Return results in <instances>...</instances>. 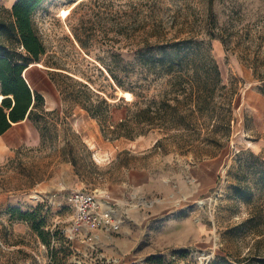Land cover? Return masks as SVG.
I'll list each match as a JSON object with an SVG mask.
<instances>
[{"label":"rangeland","instance_id":"obj_1","mask_svg":"<svg viewBox=\"0 0 264 264\" xmlns=\"http://www.w3.org/2000/svg\"><path fill=\"white\" fill-rule=\"evenodd\" d=\"M15 1L0 0V21H11ZM33 23L46 48L43 66L33 67L42 68L41 85L33 84L34 71L26 77L51 114L39 145L13 148L0 161V264H50L53 255L61 264H264V234L246 222L251 199L260 197L264 214V185L256 181L264 166L252 159L264 151L257 75L264 76V0H44ZM153 26L176 43L173 72L184 80L162 74L161 51L152 60L146 49L129 50L144 45ZM195 37L209 41L227 89L200 109L186 99L185 126L126 137L117 121L136 101L146 108L167 91L188 93L196 69L204 77L208 52L192 49ZM0 40L26 54L9 32L1 30ZM226 109L229 125L221 120ZM240 152L248 160L246 197L234 187ZM77 190L107 196L120 229L75 227L67 199ZM39 206L46 230L61 229L66 242L47 247L7 212ZM262 224L264 233V217Z\"/></svg>","mask_w":264,"mask_h":264},{"label":"trees","instance_id":"obj_2","mask_svg":"<svg viewBox=\"0 0 264 264\" xmlns=\"http://www.w3.org/2000/svg\"><path fill=\"white\" fill-rule=\"evenodd\" d=\"M43 1L17 0L9 12L11 21H0V31L3 30L11 34V44H18L26 51V54H18L16 51H12L6 42L0 40V95L4 96L0 103V135L6 133L13 124L28 118L40 131L41 137H43L47 123L46 118L51 114V111L46 106L43 94L33 90L27 83V77L23 75L31 63H40L42 56L46 53L45 45L41 41L33 23V14ZM161 37L157 32V27L153 26L149 32V37L144 40V45L135 44L129 50L136 55H142L143 49H146V52L152 54V60L155 59V54L153 53L161 51V61L164 62L162 74L170 76L171 79L174 77L178 78L180 82L184 80V77L181 75L175 76L176 72H173L175 59L173 58V54L169 52L178 47L176 43L165 38L163 40ZM207 41L206 38L195 37L192 48L196 51L206 46L208 53L205 55L206 59L202 68L204 77L201 76L200 70L196 69L191 75L192 82L188 93L185 94V88H180L178 92L175 90L174 95H169L167 91L160 103L152 101L146 108L139 107L140 100L136 101L134 104L135 109H127L125 117L117 121V126L125 129L126 137L135 139L154 128L165 130L185 126V115L182 113L181 106L186 99H192L197 108L200 109L202 101L205 104L208 100L214 98L217 90L227 89L226 84H222L219 65L210 54L209 41ZM109 71L113 79L118 81L116 74L112 73V70ZM257 75L259 81L262 82L261 92L264 95V76L260 72ZM136 95L137 97L140 96ZM120 107L116 106L114 108L119 109ZM97 115V112H93V116ZM231 119V110L226 109L225 113L223 112L221 115V120H224L229 125ZM41 121L45 122L44 126L41 124ZM158 142L161 145L160 140ZM252 159L258 166H264V151L252 156ZM247 162L248 160L244 153L240 152L235 161L237 171L233 175L235 176V181H237L234 187L238 189L242 197H246L247 195L246 187L242 182L248 167ZM256 174H258L256 181L264 185V168L256 170ZM259 199L260 197L250 200L254 212L246 222L253 227L259 236H262L264 234L261 230L264 214ZM7 212L12 221L17 220L30 224L33 231L38 234L42 243L47 247L53 246V243L66 242L67 240L59 228L52 232L46 230L47 219L43 215V208L41 206L28 211H23L19 207H9ZM52 258L55 261L50 264H61L57 258H54V255Z\"/></svg>","mask_w":264,"mask_h":264},{"label":"built area","instance_id":"obj_3","mask_svg":"<svg viewBox=\"0 0 264 264\" xmlns=\"http://www.w3.org/2000/svg\"><path fill=\"white\" fill-rule=\"evenodd\" d=\"M106 197L90 191L72 192L67 203L74 212L75 227L79 229L85 226L90 231L119 230L123 221L112 208L111 200Z\"/></svg>","mask_w":264,"mask_h":264},{"label":"crops","instance_id":"obj_4","mask_svg":"<svg viewBox=\"0 0 264 264\" xmlns=\"http://www.w3.org/2000/svg\"><path fill=\"white\" fill-rule=\"evenodd\" d=\"M15 2H12L11 7ZM31 66L29 65V68H27V70L24 72L23 74L24 77H26L25 73L27 75L28 71L29 72L34 71L33 84L41 85V84H38V80H40V78L43 75L42 68L33 69V67H36V66H33V67ZM27 79L26 80L29 86L33 90H35L33 88V84L30 81V79L28 77ZM125 115H126V112H125ZM40 143H41V137H40L38 129L35 127L32 121L26 118L25 120L21 122L13 124V126L6 133H4L3 135H0V157L2 156L0 158V161H3L10 156L13 148H18L23 145L36 146V145H39ZM122 191L124 192V188H122Z\"/></svg>","mask_w":264,"mask_h":264},{"label":"bare ground","instance_id":"obj_5","mask_svg":"<svg viewBox=\"0 0 264 264\" xmlns=\"http://www.w3.org/2000/svg\"><path fill=\"white\" fill-rule=\"evenodd\" d=\"M76 3H74V5H75ZM71 13V8H69V9H64L63 11H62V13H61V16L63 17V18H67L68 16H69V14ZM32 65V66H31ZM31 67H33V66H43L41 63H31ZM25 76H26V73H25ZM122 95H123V97H125L127 100H132L133 99V94L131 93V92H123V91H121L120 92ZM4 98V96L3 95H0V103H1V100ZM260 117V116H259Z\"/></svg>","mask_w":264,"mask_h":264}]
</instances>
